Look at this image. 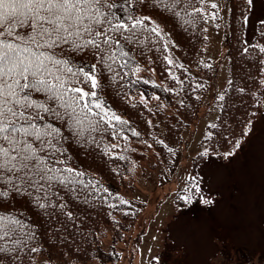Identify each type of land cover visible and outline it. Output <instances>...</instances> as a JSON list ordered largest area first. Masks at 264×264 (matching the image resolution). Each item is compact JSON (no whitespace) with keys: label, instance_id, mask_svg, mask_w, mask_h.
<instances>
[{"label":"trees","instance_id":"trees-1","mask_svg":"<svg viewBox=\"0 0 264 264\" xmlns=\"http://www.w3.org/2000/svg\"><path fill=\"white\" fill-rule=\"evenodd\" d=\"M228 2L229 78L221 95L224 100L219 99V109L213 123L217 127L213 129L209 126L213 136L211 139L203 138L206 148L217 157L233 151L235 141H240L244 136L245 127H248L262 100L261 81L264 80V72L260 70L264 68L260 63L264 60V54L250 47L256 43H247L244 39L242 13L248 12L242 0ZM131 3L135 15L151 16L170 35L172 49L181 61L179 65H182H176L171 70L178 79L171 78V65L164 60V56H168L165 42L149 33L139 36L145 41L144 44H126L124 47L129 52L130 63L154 70L157 77L155 84H144L142 81L133 83L135 77L130 74L124 76L128 69H120L118 65L114 66L115 71H119L123 79L117 77L114 81L112 76L115 73L102 68L91 50H57L59 56L69 58L74 65L97 64L98 70L103 73L99 77L102 81L101 95L113 111L129 121L128 125L118 126L127 139L119 136L113 138L109 130L103 136L93 134L96 143H78L70 130L62 128L68 137L64 147L69 165L85 173L80 178L85 184L91 182L96 187L76 183L56 184L49 193L50 201H42L48 205L44 209L36 205L37 193L34 191L31 195L10 193L7 198H0V213H11L18 217L36 234L28 248L41 249L35 253L25 249L16 253L15 259L12 255L5 257L0 253L3 264H101L96 259L97 255L102 256V264H118L131 222L141 210L138 201L126 196V192L133 187L131 181L135 176L137 157L142 158L147 150H151L158 157L173 158L168 148L180 143L183 129L198 112L200 94L206 90L207 80L216 69L215 64L200 63L207 41L206 23L201 21L193 27L162 7H154L152 0H145L143 4L139 0H131ZM117 15L123 16L124 13L117 10ZM259 28L258 23L256 38L264 46V37ZM245 48L249 49L247 53ZM188 66L195 71H188ZM241 88L245 91L241 92ZM141 94L145 97L144 103L140 102ZM170 111L176 113V120L169 117ZM50 122L61 127L59 121ZM132 129L139 135H133ZM111 144H118L119 147L110 148ZM106 145L109 146V154H105ZM202 152L195 156L194 162L206 158L200 155ZM104 188L108 189V193L103 191ZM6 190L0 186V191ZM39 195L43 196V193ZM118 198L129 203L120 204ZM112 204L116 207H110Z\"/></svg>","mask_w":264,"mask_h":264},{"label":"snow or ice","instance_id":"snow-or-ice-1","mask_svg":"<svg viewBox=\"0 0 264 264\" xmlns=\"http://www.w3.org/2000/svg\"><path fill=\"white\" fill-rule=\"evenodd\" d=\"M152 3L193 27L201 21L207 23L216 19L220 9L216 0H152ZM242 3L248 13L255 8L254 0H242ZM117 10L124 15H117ZM134 12L131 0H0V186L7 189L0 191V198H7L10 193L31 195L34 191L36 205L44 209L48 205L42 201H50L49 193L56 184L96 187L91 182L85 184L80 179L85 173L69 165L64 147L68 137L62 128L70 130L78 143H96L93 134L103 136L109 130L113 138L127 139L118 126L128 125L129 121L113 111L101 95L99 77L103 73L97 64L74 65L69 58L59 56L57 50H91L102 68L115 73L114 81L117 77L123 79L120 72L115 71L114 66L118 65L120 69H128L124 76L135 77L133 83L155 84L139 75L144 69L138 63H130L124 46L144 44L145 41L139 39L144 33L160 41L167 39L165 49L173 41L151 16ZM242 16V24L246 26L249 15L242 13ZM258 23L264 37V20ZM250 47L264 54V46ZM248 50L244 49L246 53ZM164 60L169 65L175 63L167 55ZM260 63L264 65V60ZM260 70L264 72V68ZM169 74L172 79H178L171 69ZM261 83L264 84V80ZM219 99L224 100V96ZM144 101L141 94L140 102ZM52 120L59 121L61 127L51 123ZM210 127L215 129L217 125ZM250 131L246 126L244 135ZM132 133L139 135L135 129ZM212 136L213 133L208 132L205 138ZM240 146V141H235V148ZM117 147L118 144L110 145V148ZM168 151L173 150L169 147ZM105 154H109L108 145ZM200 155L208 156L210 152L205 148ZM188 179L184 195L179 197L181 200L190 204L198 198L205 205L213 203L201 194V182L196 176ZM103 191L108 193L107 188ZM118 199L120 204L129 203ZM35 235L26 222L11 213H0V253L5 257L12 255L15 259V254L25 249L33 253L41 251L37 247L28 248ZM96 259L102 264V256L97 255ZM151 264H158V258H151Z\"/></svg>","mask_w":264,"mask_h":264},{"label":"rangeland","instance_id":"rangeland-1","mask_svg":"<svg viewBox=\"0 0 264 264\" xmlns=\"http://www.w3.org/2000/svg\"><path fill=\"white\" fill-rule=\"evenodd\" d=\"M216 2L219 15L206 23L207 41L200 59L201 64H215V73L200 94L196 116L183 129L180 143L172 147L173 158L158 157L151 150L143 159L137 158L133 188L126 196L142 203V209L131 222L118 264H151L153 257L158 264H264V84L260 106L248 125L251 131L242 137L241 146L231 156L210 153L194 162L206 148L202 139L215 121L228 80L229 3ZM254 3L247 14L244 39L261 45L256 31L264 20V0ZM167 50L175 61L172 70L181 61L171 43ZM142 68L143 79L157 81L154 70ZM187 70L195 71L191 66ZM169 117L177 119L174 111ZM192 176L200 180L201 194L213 203L205 205L198 198L190 204L176 200L184 195L186 179Z\"/></svg>","mask_w":264,"mask_h":264}]
</instances>
